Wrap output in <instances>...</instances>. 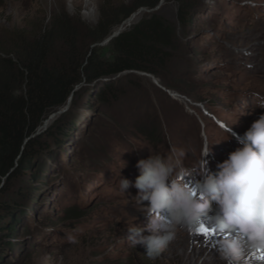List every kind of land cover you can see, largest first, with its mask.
I'll list each match as a JSON object with an SVG mask.
<instances>
[{
	"label": "rangeland",
	"instance_id": "obj_1",
	"mask_svg": "<svg viewBox=\"0 0 264 264\" xmlns=\"http://www.w3.org/2000/svg\"><path fill=\"white\" fill-rule=\"evenodd\" d=\"M130 1L0 0V45L17 33L32 35L58 14L93 27L102 6L113 16ZM184 1L185 24L178 0L154 9L177 35L156 75H116V97L107 103L97 96L100 83L77 84L69 102L37 127L41 151L2 194L16 221L11 233L2 223L0 264H175L170 257L150 259L143 246L127 241V226L145 229L149 220L130 201L137 189L120 190L121 178L134 181L139 160L176 150L194 168L206 147L207 168L215 172L240 146L229 129L242 135L264 113L256 108L264 107V0ZM149 12L138 8L113 31ZM92 46L112 57L106 38ZM57 120L65 134L53 137L46 130ZM199 178L196 170L184 182Z\"/></svg>",
	"mask_w": 264,
	"mask_h": 264
},
{
	"label": "trees",
	"instance_id": "obj_2",
	"mask_svg": "<svg viewBox=\"0 0 264 264\" xmlns=\"http://www.w3.org/2000/svg\"><path fill=\"white\" fill-rule=\"evenodd\" d=\"M177 17L189 20L184 0H178ZM160 0H131L109 15L102 6L95 26L65 14L54 15L48 26L32 35L17 33L0 45V229H14L10 204L2 198L7 181L26 171L41 151L33 136L49 112L64 105L77 84L100 83L98 98L107 103L116 97L113 78L121 73L156 75L177 42L175 27L154 8ZM150 9L108 40L110 59L102 58L92 44L111 35L122 19L138 8ZM58 120L46 130L65 134ZM56 141V139H55ZM6 220V218H8Z\"/></svg>",
	"mask_w": 264,
	"mask_h": 264
},
{
	"label": "clouds",
	"instance_id": "obj_3",
	"mask_svg": "<svg viewBox=\"0 0 264 264\" xmlns=\"http://www.w3.org/2000/svg\"><path fill=\"white\" fill-rule=\"evenodd\" d=\"M229 134L240 146L216 165L215 172L207 168L205 157L211 148L206 147L194 168L185 167L186 153L176 150L168 156L151 154L139 160L134 181L121 178L120 190L137 189L130 201L149 220L145 229L133 222L127 226V241L133 247L143 246L147 256L156 259L176 238L178 229L207 220L215 231L236 237L221 241V255L229 264H240L249 251L264 249V113L242 135L231 128ZM196 170L200 178L185 183L184 178Z\"/></svg>",
	"mask_w": 264,
	"mask_h": 264
},
{
	"label": "bare ground",
	"instance_id": "obj_4",
	"mask_svg": "<svg viewBox=\"0 0 264 264\" xmlns=\"http://www.w3.org/2000/svg\"><path fill=\"white\" fill-rule=\"evenodd\" d=\"M201 223L213 228L207 220ZM200 224L188 229H178L176 238L160 256L172 258L175 264H229L221 255V241L236 237L231 233L217 231L201 237L198 234ZM261 257H264V249H254L243 257L240 264H264V259Z\"/></svg>",
	"mask_w": 264,
	"mask_h": 264
},
{
	"label": "snow or ice",
	"instance_id": "obj_5",
	"mask_svg": "<svg viewBox=\"0 0 264 264\" xmlns=\"http://www.w3.org/2000/svg\"><path fill=\"white\" fill-rule=\"evenodd\" d=\"M215 232V229L210 228L208 226H205L203 223L200 224V227L198 229V234L203 237L205 235H210ZM261 259H264V257H261Z\"/></svg>",
	"mask_w": 264,
	"mask_h": 264
},
{
	"label": "water",
	"instance_id": "obj_6",
	"mask_svg": "<svg viewBox=\"0 0 264 264\" xmlns=\"http://www.w3.org/2000/svg\"><path fill=\"white\" fill-rule=\"evenodd\" d=\"M162 2V0H160V2H159V4ZM159 4L154 8V9H157L158 8V6H159ZM133 16V15H132ZM131 17V16H130ZM129 17V18H130ZM129 18H127V19H129ZM126 19V20H127ZM122 25V24H121ZM119 26V28L116 30V31H113V33L110 35V36H108L107 38H106V41H108L109 39H111L113 36H115L116 34H118V32H120L121 30H122V26ZM69 100H70V96H69V98L67 99V101H66V103L65 104H67L68 102H69ZM64 104V105H65ZM64 105H62V106H64ZM61 106V107H62Z\"/></svg>",
	"mask_w": 264,
	"mask_h": 264
},
{
	"label": "built area",
	"instance_id": "obj_7",
	"mask_svg": "<svg viewBox=\"0 0 264 264\" xmlns=\"http://www.w3.org/2000/svg\"><path fill=\"white\" fill-rule=\"evenodd\" d=\"M125 22V21H124Z\"/></svg>",
	"mask_w": 264,
	"mask_h": 264
}]
</instances>
